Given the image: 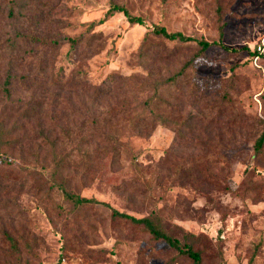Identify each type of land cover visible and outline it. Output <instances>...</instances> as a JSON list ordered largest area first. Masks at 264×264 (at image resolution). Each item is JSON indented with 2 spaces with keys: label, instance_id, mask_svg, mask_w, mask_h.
<instances>
[{
  "label": "rangeland",
  "instance_id": "1",
  "mask_svg": "<svg viewBox=\"0 0 264 264\" xmlns=\"http://www.w3.org/2000/svg\"><path fill=\"white\" fill-rule=\"evenodd\" d=\"M114 1L141 18L142 24H129L122 13L113 14L92 31L100 33V40L92 45L99 46L101 51L83 59L69 54L64 39L90 36L87 26L103 18L109 1L31 0L30 20L25 23L27 31L61 41L54 51L34 49L37 56L33 54V60L41 59L35 62V71L40 64L52 79L84 76L89 86L100 84L110 74L133 76L135 81H141L148 72L139 65V47L146 34L158 25L194 40L219 41L237 52H227L215 45L200 54L195 42L175 43L150 36V54L158 51L153 44L161 46L150 67L153 77L163 82L155 99L167 100L168 90L175 93L164 83L194 58V68L186 71L187 81L197 77V81L213 83L211 103L226 102L231 108L227 104L221 112L200 108L201 112L218 118L217 125L202 129L203 146L179 145L175 131L165 126L158 125L148 137H128L126 127L120 126L117 134L129 153H120L114 166L109 155L90 157L93 174L81 179V171L71 169L68 190L81 197L95 198L135 218L155 211L171 238L200 252L201 264H264V145L259 153L254 150L264 121V55L255 53L256 47L264 43V0ZM12 2L0 0V11L5 14ZM3 14L0 13V84L9 56L7 52L2 54L4 39L7 41L15 23ZM25 73H19L18 78H25ZM182 83L187 86L186 80ZM77 89L64 88L62 107L78 110L81 93ZM57 90L53 86H33L32 90L16 95L28 100L32 95L49 91L52 98ZM152 96H155L152 90L128 89L117 101L123 100L137 115L142 111V102ZM70 98L74 106H70ZM2 103L0 99V108ZM160 110L169 113L163 105ZM188 112L195 110L184 103L173 118L181 119ZM76 115L74 121L78 122V111ZM16 118L9 121L13 123ZM10 127L11 124L7 125V129ZM24 145L22 152L18 147L4 148L0 173L9 174L12 181L23 179L28 185L51 183L50 159L26 160L30 158L23 157L36 150L35 145L33 149H29L28 143ZM62 149L59 147L58 153L66 154L67 150ZM41 153L52 152L46 147ZM133 158L148 181L145 193L140 196L132 195V188L125 192L115 188L133 179L130 166ZM76 165L81 169L78 159ZM58 191L59 188L54 189L53 196ZM41 193L33 189L20 194L18 203L23 217L16 220L13 230L15 236L23 237L19 239L20 255L11 253L0 239V264H191L187 256L153 239L141 225L114 218L106 206L73 209L56 197L55 204L59 207L56 209Z\"/></svg>",
  "mask_w": 264,
  "mask_h": 264
},
{
  "label": "trees",
  "instance_id": "2",
  "mask_svg": "<svg viewBox=\"0 0 264 264\" xmlns=\"http://www.w3.org/2000/svg\"><path fill=\"white\" fill-rule=\"evenodd\" d=\"M108 1L109 8L103 18L98 23H90L87 26L86 32L91 33L90 36L85 34L77 38L66 37L64 39L69 45V54L80 56L83 59L98 54L101 48L99 46L94 47L92 43L100 40V33H92L93 28L115 13H122L129 24H142V19L131 15L123 5L117 4L114 0ZM30 7L31 0H13L12 6L5 14H3L4 11H0L5 18L12 19L15 22L7 41L4 39L5 51H2V54L7 52L9 56L5 63L3 80L0 84V99L3 102L0 108V156L4 154V148L15 149L18 147L22 152V147H26L24 143H28L30 145L29 149H33L32 147L35 145L36 151L28 153L23 158H30L26 160L34 162L40 160V158L43 162L50 159L53 165L49 174L51 183H38V186H35V183L28 185L23 179L12 181L9 174L0 173V239L7 249L15 255H20L19 241L23 237L15 236L13 232L14 223L23 217L18 199L20 194L25 191L36 189L40 192L41 190L43 199L50 205L55 206L56 209H59L58 205L55 204L56 197H60L65 203L72 205L73 209H79L87 205H103L110 208L108 204L95 198L81 197L69 191L68 186L71 177L68 172L71 169L75 172L80 170L81 179L92 175L94 170L91 162L88 161L90 157L103 158L109 155L110 164L116 165L120 153H129L126 145L119 140L117 132L120 126L124 125L126 127L128 137H148L158 125L165 126L175 131L179 139V145L190 147L191 144L203 146L200 143L204 138L202 129L209 130L218 124L217 117L201 112L200 108L202 107L207 111L215 108L221 112L227 103L221 101L219 105L211 103L213 96L210 88L213 87V83L197 81V77L187 81L189 75L186 71L194 68V58L186 61L164 83V85H169V89H174L175 93L168 90L169 98L167 100L161 97L155 99L163 82L160 83L157 78L153 77L150 67L161 46L153 44V47L158 51L155 54L153 52L150 54V36L175 43L195 42L200 54L215 45L227 52H237L235 49L226 48L219 41L194 40L181 32H169L165 28L155 25L144 37L137 54L139 65L148 72L143 80L135 81L133 76L110 74L100 84L89 86L84 76H74L68 79L60 76L52 79L50 72L40 64L35 71L36 66L34 65L39 61L41 62V59L37 62L33 60V54L37 56L34 49L42 48L54 51L61 41L44 37L36 31H27L25 23L30 20V13L32 12ZM33 11L41 13L40 11ZM24 48L29 50L22 51ZM14 54L19 56L12 57ZM22 72H26L24 74L25 78L21 77L19 79L18 74ZM194 78L195 81L193 82ZM183 80H186L187 86L181 84ZM31 86L38 88L53 86L58 89V92L52 98L49 97L50 95L48 96L49 91L32 95L28 100L17 97V92L32 90ZM73 87L78 88V92L81 93V102L77 110L79 113L78 122L74 121L77 116L76 110L69 111L61 106L62 91H64V88L70 90ZM128 89L143 92L152 90L155 96L143 101L141 113L133 115L132 109L127 108L123 100L117 101V97L122 96ZM224 95L226 96V94ZM69 100L70 106H74L72 99ZM184 103L191 104L195 113L188 112L181 119L173 118L174 114L183 109ZM162 105L164 109L169 111L168 114H164L160 110ZM226 106L229 107L228 104ZM66 110L67 112H65ZM14 116H17V118L12 123L9 120ZM9 124H11V127L7 129ZM262 125L261 133L254 144L255 153H259L264 145V121H262ZM46 147H49L52 153H41ZM59 147H63L62 150H67L65 151L66 154L61 155L58 153ZM18 154L23 156L24 153ZM77 159L81 169L76 165ZM130 166L134 174L133 179L125 185H118L115 188L121 189L123 192L132 188L130 192L132 195H143L145 184L148 181L145 180L139 164L134 158L131 160ZM38 181V179H35V182ZM47 184L49 185L47 186ZM58 188L60 191L54 192L53 196V190ZM111 212L114 218L124 219L133 225H141L153 239L161 240L179 254L187 256L191 260V264H201L200 252L194 250L190 245L181 246L176 239L171 238L164 231L162 221L155 211L141 218L119 213L114 209H111Z\"/></svg>",
  "mask_w": 264,
  "mask_h": 264
},
{
  "label": "built area",
  "instance_id": "3",
  "mask_svg": "<svg viewBox=\"0 0 264 264\" xmlns=\"http://www.w3.org/2000/svg\"><path fill=\"white\" fill-rule=\"evenodd\" d=\"M256 56L264 55V43L258 45L255 49Z\"/></svg>",
  "mask_w": 264,
  "mask_h": 264
}]
</instances>
